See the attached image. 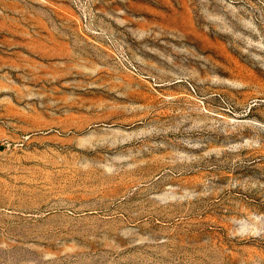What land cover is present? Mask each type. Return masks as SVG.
I'll use <instances>...</instances> for the list:
<instances>
[{"label": "rangeland", "instance_id": "obj_1", "mask_svg": "<svg viewBox=\"0 0 264 264\" xmlns=\"http://www.w3.org/2000/svg\"><path fill=\"white\" fill-rule=\"evenodd\" d=\"M0 264H264V0H0Z\"/></svg>", "mask_w": 264, "mask_h": 264}]
</instances>
